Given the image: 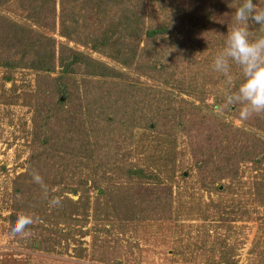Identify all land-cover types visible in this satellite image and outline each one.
Listing matches in <instances>:
<instances>
[{"label":"rangeland","instance_id":"1","mask_svg":"<svg viewBox=\"0 0 264 264\" xmlns=\"http://www.w3.org/2000/svg\"><path fill=\"white\" fill-rule=\"evenodd\" d=\"M169 3V0H147L149 24H158L168 16ZM180 4L179 0L174 1L175 8ZM0 14L25 21L18 0L0 6ZM188 27L185 26L186 34ZM254 29L255 25L250 24L247 31ZM41 30L54 36L58 44L67 41L79 50H86L61 35L58 21L55 30ZM186 34L183 39L172 37V42L158 40L162 41L157 48L165 49L168 56L161 60L169 67L166 74L153 72L146 65H143L146 71L121 67L104 55L92 52L95 57L125 70L128 78L123 83L134 87L114 85L85 95L88 86L81 76H75L76 83L71 90L75 101L68 98L65 103L68 108L76 107L77 115L80 105L85 109L83 121L93 150H85L91 157L82 161L68 157V167L60 164L75 174L73 182L84 174L98 171L95 176H104L101 178L104 197L96 193L90 181L89 215L80 203L72 221L74 227L83 225L88 233L73 234L48 250L34 247L27 234L19 238L11 235L7 216L13 179L27 164L36 119L50 105L45 99H65L63 95H56L55 90L52 97L44 98L40 87L43 79L34 70L17 69L13 71V79L6 80L5 69L0 67V264H264V190L259 186L262 193L257 192L255 186L256 180H264V164L254 169L251 163L242 162L235 180L218 181L220 189L207 190L199 184L195 157L188 149L184 132L171 127L172 133L168 134L162 126L158 130L149 126L152 116L160 110L154 102L163 93L194 100L185 93L178 95V91L190 83L203 81L212 91L207 95V103H212L215 91L222 87V82L213 85L211 62L217 50L206 48L203 53L206 59L199 64L202 52ZM201 69L205 79L199 76ZM59 72L57 66L50 74L55 77ZM220 116L235 126L242 125L231 112ZM56 127V133L61 131L60 122ZM86 135L83 133L82 137ZM81 152L83 155L84 150ZM159 155L165 159L160 160ZM130 166L145 168L143 176L134 175L132 180L136 184L155 182L149 171H156L165 184L162 206L158 209L151 205L150 199L143 204L145 208H136L130 215L119 209L124 200L105 192L111 181H129L122 171ZM68 195L74 200L79 197Z\"/></svg>","mask_w":264,"mask_h":264},{"label":"trees","instance_id":"2","mask_svg":"<svg viewBox=\"0 0 264 264\" xmlns=\"http://www.w3.org/2000/svg\"><path fill=\"white\" fill-rule=\"evenodd\" d=\"M11 1L13 0H0V6ZM169 1L168 16L158 24L148 22L147 0H18L25 21L0 14V67L5 69V79L12 80L13 71L17 69H31L43 79L40 87L44 98L52 97L55 90L56 95H63L65 99H45L50 105L36 119L27 164L24 171L13 179L7 220L9 232L14 237L22 235L10 231V225L20 213L33 217V223L26 226L23 234L29 235L34 247L39 249L54 248L63 239L67 240L76 233L84 236L88 231L82 228L83 225L74 227L72 221L79 211L78 204L81 203L80 207L87 213L90 205L88 183L92 181L97 189L96 193L104 197V182L101 180L104 176H95L98 171L84 174L73 182L75 174L67 172L66 167L62 168L67 166L70 158L82 161L91 157L85 150H93L83 121L84 106V110L82 105L79 106L77 115L76 107L68 108L65 103L68 98L75 101L71 91L76 83L75 76H81L84 85L88 86L85 95L114 85L120 88L134 87V84H124L128 78L125 70L95 57L92 52L104 55L121 67L146 71L143 67L146 65L153 72L156 70L160 74H166L169 67L161 60L168 56L165 55V49H158L157 46L162 40L172 42L178 36L183 39L186 34L185 26L188 25L186 35L189 39H194V45L202 52L198 63L203 64L206 48L217 52L223 48L226 36L233 27L234 8L240 3V0H179L181 4L175 8V0ZM253 2L258 9L264 8V0ZM57 21L61 35L67 40L78 42L87 51L79 50L67 41L58 44L54 36L41 30H55ZM168 33L171 35H167ZM260 36H264V27L255 25L249 37L254 39ZM159 39L162 40L159 42ZM57 66L60 67V72L52 77L50 73ZM230 71V90L235 91L242 77L238 66L233 65ZM199 76L205 79L203 69ZM212 77L215 78L213 85L222 82V87L214 93L212 103H207V95L211 90L205 87L203 81L190 83L186 88L179 89L178 95L185 93L193 96L194 100L178 99L163 93L154 102L159 105L160 110L149 121L151 128L158 130L162 126L168 134L172 133L169 131L171 127L184 132L188 149L195 157L199 184L207 190L220 189L218 181L235 180L242 162L251 163L254 169L264 164V113L253 114L242 121L239 118L240 105L219 111L222 95L229 88L220 74L214 72ZM76 89L78 92L77 87ZM224 112H231L234 117H238L242 125L235 126L224 120L220 116ZM58 122L62 129L56 133ZM83 133L87 135L82 137ZM81 150H84L83 155H80ZM60 153L69 155L60 156ZM158 158L163 160L165 156L159 155ZM60 162L64 163L63 166ZM144 171L145 168L130 166L122 171V174L128 175V182L111 181V185L105 190L111 197L124 200V205H120L119 209L130 215L136 208H145L143 204L150 199L154 208L162 206L165 184L156 171L148 172L156 183L136 184L132 180L134 175L143 176ZM33 174L41 178L47 198L41 185L33 181ZM255 186L257 192H261L259 186L263 191L264 180H256ZM69 193L79 197L74 200ZM53 197L58 198L60 203L49 207L48 199Z\"/></svg>","mask_w":264,"mask_h":264},{"label":"clouds","instance_id":"3","mask_svg":"<svg viewBox=\"0 0 264 264\" xmlns=\"http://www.w3.org/2000/svg\"><path fill=\"white\" fill-rule=\"evenodd\" d=\"M233 27L228 32L223 48L213 57L211 68L225 78L229 91L223 93L218 110L240 105L239 118L249 119L253 114L264 113V36L250 38L247 31L250 24L264 27V8L258 9L253 0H240L232 15ZM240 69L241 81L235 91H231V68ZM32 179L40 184L45 198L47 191L39 175ZM60 203L58 198L48 199L49 207ZM33 223L31 215L20 213L10 225L13 234H23L26 226Z\"/></svg>","mask_w":264,"mask_h":264}]
</instances>
